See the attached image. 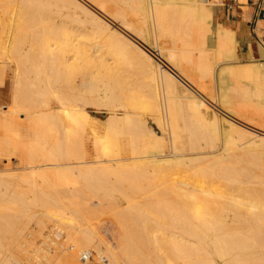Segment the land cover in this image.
<instances>
[{"label": "bare ground", "instance_id": "6f19581e", "mask_svg": "<svg viewBox=\"0 0 264 264\" xmlns=\"http://www.w3.org/2000/svg\"><path fill=\"white\" fill-rule=\"evenodd\" d=\"M85 1L99 12L79 0H0V84L10 75L15 91L9 110L0 106V157L19 153L15 121H28L23 171H0V264H138L144 249V264H264V127L247 116L264 114V61L241 62L235 32L212 25L218 0ZM51 5L68 20H53ZM37 7L51 22L29 18ZM134 68L144 82L131 80ZM213 76L217 92L205 93ZM114 179L150 184L146 207L124 206L142 225V251L99 223L76 233L86 195H112ZM27 224H51L70 244L52 253L54 238L43 239L29 256ZM85 251L93 259L79 260Z\"/></svg>", "mask_w": 264, "mask_h": 264}, {"label": "rangeland", "instance_id": "374dc122", "mask_svg": "<svg viewBox=\"0 0 264 264\" xmlns=\"http://www.w3.org/2000/svg\"><path fill=\"white\" fill-rule=\"evenodd\" d=\"M81 3H85L86 5L88 4L89 6H91L92 7V10H94V11H98V9H96V7L94 6V5H91L90 3H88V1H85V0H79ZM83 1V2H82ZM85 1V2H84ZM223 2L225 3V1L223 0ZM223 3H220L219 5H217L216 6V8L218 7V9L216 10V8H215V11H214V18H213V23H212V25L214 26L216 23H218L219 21H220V13L219 12H221L222 11V9L224 8V5H222ZM58 7L59 6H62V4L60 3V2H58V5H57ZM57 6H49V8H51L52 10H53V8L52 7H54V10L52 11V10H48V7L46 6H44V8L45 9H47L48 11H49V13H48V17H50L49 15H50V12L52 11V13H54V11H55V16H54V14H53V16L51 15V18L53 19V20H55V21H57V19H58V21L59 20H61V18L62 19H64L65 17H64V15L63 14H60V9L59 8H61V10H63L61 13H65L66 12V14L67 13H71L72 12V10H71V8H70V10L68 9V8H63V6L62 7H57ZM34 7V6H33ZM32 7V8H33ZM42 7V6H41ZM36 8V7H35ZM38 9H37V11H38V13L37 12H34V13H37V14H33V13H31L30 15H29V18L30 17H33V20L32 21H35L37 18L39 19V21H41L42 20V22L44 21L43 20V18L44 17H46V12H44L45 11V9L43 8V11H41L42 9L40 8V7H37ZM28 9V8H27ZM41 9V10H40ZM73 9V8H72ZM35 11H36V9H34ZM46 10V11H47ZM29 11H31V8H29ZM33 11V10H32ZM56 11H57V13L58 14H60V15H58L57 13H56ZM42 13V15H44L43 17H41V19L39 18V16L38 17H36L39 13ZM99 12V11H98ZM40 13V14H41ZM46 14V15H45ZM225 14H226V10H225ZM62 15V17H58V16H61ZM10 15H7V17H9ZM58 17V18H57ZM49 19V21L46 19V18H44L46 21H48V22H51V20L52 19ZM32 19V18H31ZM38 19L35 21V22H38ZM65 19H67L68 20V18H65ZM64 19V20H65ZM218 20V21H217ZM45 21V22H46ZM133 38H134V40H136L138 43H140V44H142L139 40H137V38H135L134 36H132ZM237 37V36H236ZM238 42H239V40H238ZM167 43V44H166ZM166 43H164V44H161V45H163V46H169V42L167 41ZM142 46H145L144 44H142ZM146 47V46H145ZM238 48V47H237ZM152 53H154V59L158 62V63H160L161 65H163L165 68L166 67H168V69L167 70H169V72L170 73H174V75L175 74H177V72L176 71H174L175 69H172L171 68V66L168 64H166L167 62H164L165 60V57H160L157 53V51L156 52H153L152 50H150ZM157 54V55H156ZM237 56H238V49H237ZM162 58H164V59H162ZM238 58H239V56H238ZM240 60V59H239ZM242 62V61H241ZM136 69H139V68H136ZM128 71H127V73L128 72H130L129 71V69H127ZM171 70V71H170ZM131 71L134 73H132L131 75H130V73L128 74V75H130L129 77L131 78V80L132 79H136V81H138L139 80V78H141L140 76H142L143 74L145 75V73H144V71H142L143 73H138V72H134V71H136L135 70V68L134 69H131ZM140 71V70H139ZM135 73L137 74V75H135ZM124 75H127L126 74V72H124L123 73ZM135 76L134 78H133V76ZM144 75L142 76L143 77V82H144V79H145V77H144ZM132 76V77H131ZM137 76H139V77H137ZM10 75H8V76H6L5 77V80H4V82L2 83V84H0V106H2V107H4L3 109H2V111L4 110H6V111H8L9 110V107L11 106V101H9V100H12L13 99V97L12 98H10L11 96H13V95H15V94H13L12 93V91L14 90V85H13V82H11V80H10ZM214 78L213 79H215V76H213ZM137 78H138V80H137ZM142 80H141V82H142ZM140 81V80H139ZM206 82H207V80H205ZM203 82L202 84H203V90L204 89H208L207 91H205L204 90V92L205 93H216L217 92V82H215L216 81V79L215 80H210L211 82H213V83H211V82H209V80H208V82L210 83V84H208V82L206 83V82ZM138 83V82H137ZM140 83V82H139ZM206 83V84H205ZM216 83V84H215ZM142 85H143V83H141ZM208 84V85H207ZM213 84H215L214 86H213ZM205 85V86H204ZM206 85H207V87L208 88H206ZM210 85V86H209ZM209 87H211V88H209ZM212 87H214V89H216L215 90V92H213V88ZM12 88H13V90H12ZM209 90H211V91H209ZM14 93H15V91H13ZM13 94V95H12ZM211 103V102H210ZM215 103H216V105H215ZM212 104V103H211ZM213 107H215L216 109H218V110H220L219 109V105H218V103L217 102H213ZM6 106V107H5ZM8 106V107H7ZM94 108V109H93ZM92 110L91 111H93L94 110V112H91V114L95 117V119H96V122L98 123V125H102L103 124V120H105L106 118V114L105 113H101V111L102 110H104L103 109V107H100V109H98L97 108V106H93L92 108H91ZM97 110L99 111V112H97ZM249 112H250V114H249ZM248 112V114H247V116H249V117H252V118H254L255 120H254V122H256L255 123V125L253 126V124L252 123H249L250 124V126H252V127H260V128H263L264 127V114L262 115L261 114V116L259 115H254V113H251V111H249ZM23 117H25L23 114L22 115H20L19 117H17V122L15 121V126H16V129H17V132L18 131H20V130H18V129H23V127L22 126H24V127H26V125H27V120H25ZM26 118V117H25ZM105 118V119H104ZM257 118V119H256ZM260 118V119H259ZM25 121H24V120ZM151 118H147V124H148V126L149 127H152V128H154L155 130H157L156 128H157V126H156V124H155V122L151 119ZM22 120L24 121V124L25 125H23V122H22ZM20 121H21V123H20ZM19 123H20V125H19ZM263 124V125H262ZM17 126H19V128L17 127ZM154 126V127H153ZM249 126V125H248ZM263 126V127H262ZM21 129V132L19 133L18 132V136L20 135V137H18V136H15L14 138V140L16 141V140H20V142H22V143H24L23 141H24V137L25 136H27L28 135V133H27V135H25L26 134V132H24V131H26L25 130V128H24V131ZM24 132V133H23ZM23 133V134H22ZM21 135H24V136H21ZM0 136H1V133H0ZM27 138V137H26ZM25 138V139H26ZM21 139H23L22 141H21ZM27 140V139H26ZM26 140H25V142H26ZM22 143H21V145L19 144V148H21L18 152L19 153H17L16 155H11V156H9V158L7 159L6 157H0V171H3V170H7V171H9V172H20V169L22 168V161H24V159L25 158H27L26 156H28V153H27V148H25L23 145H22ZM24 145H25V143H24ZM23 147V149H22V147ZM25 149H26V151H25ZM21 150H23L22 152H21ZM93 149H91V148H88V150H86L85 152H87L86 154H87V157L90 155V153H91V155H90V157L92 156V155H94L95 154V152H94V150L92 151ZM21 152V153H20ZM23 152H25V153H23ZM21 154H22V156H21ZM89 154V155H88ZM6 155V154H5ZM19 155V156H18ZM24 155V156H23ZM22 157H23V159H22ZM5 159V160H4ZM90 159V158H89ZM93 159V158H92ZM91 160V159H90ZM204 162H206V161H204ZM239 164H241V165H244V163L242 162V163H239ZM262 165V164H261ZM3 166V167H2ZM238 166V165H237ZM10 169V170H9ZM184 169H186V170H188L187 168H184ZM257 169V173L259 174V177H261V178H263V180H264V177H263V173H261V170H258V167L256 168ZM260 169H262V172L264 171L263 169H264V165L261 167L260 166ZM23 170L21 169V172H22ZM18 172V173H19ZM20 172V173H21ZM188 172H189V170H188ZM260 174L262 175V176H260ZM258 177V178H259ZM261 178H259V180H261L262 181V179ZM148 180V179H147ZM189 180V179H188ZM191 180V179H190ZM257 181H259L258 179H256ZM149 181L150 180H148V183H149ZM138 182L140 183V184H142V190H140V186L138 185V189L140 190L139 192H138V189L136 188L137 187V185L136 184H138ZM142 182V183H141ZM153 181H150V183H152ZM256 182V181H255ZM122 183V184H121ZM264 181H262V187L263 188H261V190H263L264 189ZM4 184V183H3ZM130 184H131V186H132V188H131V186H130ZM257 184H259L258 182H257ZM257 184H256V187L254 186V188H256V189H259L260 187V184H259V186H258V188H257ZM136 187H135V186ZM150 184H147V181H146V179H144V181L143 180H140V181H137L136 183L134 182V184H132L131 182L129 183V179L128 180H124V181H119L118 179H114V180H108V183L105 185V186H107V187H105V186H103V187H105V188H108L109 190H111L112 191V195H110L111 197H113V199L115 200H113L112 198L110 199L109 197V195H105L104 196V192H105V190H103V188H100V187H98V186H96V187H98V188H95V186H94V188L91 190V192L92 193H88L87 195H86V200H87V202H88V205H87V208L88 209H85V208H83V211H79V212H77L76 213V217H77V222H78V227L76 228V233H77V235H80L81 233H82V229H83V226L85 225V220H87L89 223H99L98 224V226H101L100 227V229L102 230L103 229V226H108L109 228H111V229H113L112 231H114L113 233L117 236V238H121V237H123L124 239H126L127 237H131V239H133V241L135 242L134 243V245L136 244V246H138V248L139 247H141V248H139L140 250L142 249V247L144 248V246L142 245L143 244V242H145V237H144V234H143V230H142V225L139 223V222H135V217H134V215H133V213L131 212V211H129V209H125V204H130V203H132L131 205H135V206H137V207H139V205H140V207H142L141 205L142 204H140V202L141 203H143V206H147V205H145V203H147V204H149V202H148V196H147V192H148V190L150 189ZM253 185V184H252ZM255 185V184H254ZM125 186V187H124ZM144 186V187H143ZM137 189V191H136V189ZM97 189V190H96ZM131 189V190H130ZM135 189V190H134ZM99 190H101V192L99 191ZM133 190V191H132ZM96 192V193H95ZM99 192V193H98ZM135 192H137V193H135ZM141 192V194H139ZM95 194V195H94ZM118 195V196H116L115 197V195ZM97 195V196H96ZM114 195V196H113ZM120 195H121V197H120ZM123 195V196H122ZM140 195H142V196H140ZM101 196H103V197H101ZM108 196V197H107ZM127 197V199L129 200H127L126 201V199H125V197ZM101 198L102 199H104L105 198V200H101ZM141 198V199H140ZM89 199V200H88ZM117 199V200H116ZM123 199V200H122ZM124 199H125V201H124ZM96 201V202H95ZM102 203H101V202ZM97 203L96 205H94L93 203ZM98 203H100L99 205H98ZM117 205V206H115V205ZM114 207V208H113ZM113 208V209H112ZM120 210V209H122L121 210V212L118 210V209ZM143 208V207H142ZM115 210H116V212H115ZM123 210L125 211H127V212H124V213H126L125 215H127L128 214V216H125L124 215V213H123ZM132 213V215H131V213ZM121 213V214H120ZM115 214H118V216H120V215H122V217H123V219H121V216L120 217H118L117 215L115 216ZM131 217H130V216ZM132 216L134 217V219L132 218ZM126 217V218H125ZM125 221V222H127V223H123V222ZM122 222V223H121ZM131 222H132V224H131ZM133 222H135L136 224L135 225H137V227L136 226H134L133 225ZM0 223H1V221H0ZM122 225H121V224ZM110 224H111V226H110ZM123 224H126L127 226H128V228L130 227V229H128V228H126L127 226L126 225H123ZM130 224V225H129ZM28 224L26 225V227L27 228H25L26 229V231H25V229H24V231H23V233H22V237H20V240L21 241H26V246H27V249H29V253H28V255L31 253L32 254V252H30V251H34V249H36V247L38 246H40L41 248H42V245L44 246L45 244H46V247L45 248H47L48 247V245L49 244H47V242L49 243L50 241H51V239L52 238H54L53 239V241H51L50 242V245L49 246H51V244L53 245V248H52V246H51V248L53 249H51L50 248V252H52V253H58V251L61 249V247H66L67 245H68V242H69V244H70V241H68V236L67 235H61V236H55V234L57 233V231H55L56 233H54V228H53V226L51 225V224H46V225H44V226H39V225H37V224H34V225H31V226H29V228H28ZM123 226V227H122ZM132 227V228H131ZM53 229V230H52ZM126 229V230H125ZM127 229L128 230H131V231H128L127 232ZM135 229V230H134ZM123 231V233H122V231ZM137 230V231H136ZM136 232V234L134 233V232ZM24 232H25V234H24ZM30 233L28 236L26 235L27 233ZM138 232V233H137ZM51 233H52V235H51ZM105 233H107V232H105ZM133 233V234H132ZM49 234V235H48ZM54 234V235H53ZM126 234V235H125ZM140 236V239H139V236ZM23 235L25 236V238L23 237ZM49 236V238H46V237H48ZM106 235V236H105ZM104 236H105V238L106 239H111L112 238V235L109 233V235H108V233L107 234H105ZM132 235V236H131ZM135 235H137V236H135ZM26 236H27V238H26ZM65 236V237H64ZM111 238H110V237ZM52 237V238H51ZM61 237V238H60ZM23 240H22V239ZM66 238V239H65ZM26 239H28V240H26ZM46 240V241H44V240ZM47 239H50V241H48ZM142 239V240H141ZM112 240H113V238H112ZM27 241H30V243L29 242H27ZM45 243H44V242ZM66 241H68V242H66ZM140 241V242H139ZM143 241V242H142ZM55 244H54V243ZM41 243V244H40ZM137 243H140V244H137ZM146 243V242H145ZM144 243V244H145ZM28 244V245H27ZM65 245V246H64ZM44 248V247H43ZM55 248V249H54ZM57 248V249H56ZM133 249H135V248H132V251H133ZM142 251V250H141ZM144 252L141 254V252L140 253H138L137 255H136V260L138 259V257L140 256H142L141 258H140V261H139V263L138 264H144V262H145V255H147V258H149L148 257V255H150V257L152 258V254L149 252V250H146V249H144L143 250ZM86 252V251H85ZM31 254L29 255V256H31ZM86 254H88L89 255V253L88 252H86ZM145 254V255H144ZM17 255H19L18 257L20 258V255L22 256L20 259H22V260H24L25 259V257H26V255H22V254H17ZM28 255H27V257H28ZM91 255H89V260H91L90 258H92L93 259V257H90ZM27 257H26V259H27ZM144 257V259H142ZM18 258V259H19ZM78 258H79V260H81V257L78 255ZM150 258V259H151ZM97 259H93V260H91V262L93 263H95V262H97L96 264H102L103 262L102 261H100V260H97ZM123 260V264H126L125 263V259H122ZM137 261V262H138ZM105 263L106 262H108L107 260H105L104 261Z\"/></svg>", "mask_w": 264, "mask_h": 264}, {"label": "crops", "instance_id": "0c3cea01", "mask_svg": "<svg viewBox=\"0 0 264 264\" xmlns=\"http://www.w3.org/2000/svg\"><path fill=\"white\" fill-rule=\"evenodd\" d=\"M224 1L218 0L224 5L220 22L235 32L240 61H264V0Z\"/></svg>", "mask_w": 264, "mask_h": 264}, {"label": "built area", "instance_id": "2783aa9c", "mask_svg": "<svg viewBox=\"0 0 264 264\" xmlns=\"http://www.w3.org/2000/svg\"><path fill=\"white\" fill-rule=\"evenodd\" d=\"M54 233H56L55 231H54ZM48 241H50V240H48ZM53 246V245H52ZM51 248V247H50ZM53 248V247H52ZM51 248V249H52ZM89 258V255L87 254V255H85V254H82L81 255V260H83V261H86V259H88Z\"/></svg>", "mask_w": 264, "mask_h": 264}]
</instances>
